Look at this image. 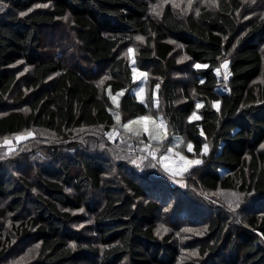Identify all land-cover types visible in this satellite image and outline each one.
I'll return each instance as SVG.
<instances>
[{
	"label": "trees",
	"instance_id": "obj_1",
	"mask_svg": "<svg viewBox=\"0 0 264 264\" xmlns=\"http://www.w3.org/2000/svg\"><path fill=\"white\" fill-rule=\"evenodd\" d=\"M49 2V9L21 15L38 3ZM155 2L0 0V6L8 10L0 12V136L19 135L32 127L65 136L72 129L113 125V96L120 91H124L120 99L123 113L131 117L148 114V106L137 97L134 67L118 54L127 38L141 35L146 37L142 58L166 80L157 93L164 97L161 113L173 136L192 144L184 155L188 161H200L193 165L199 167L200 185L209 191L237 189L264 195V150L258 149L264 142V81L256 83L264 73L260 49L264 17L248 21L247 29L238 16L246 0H216V5H203L197 14L187 15L177 13L175 3L158 15ZM67 15L73 17L75 39L85 52L78 65L67 64L66 56L56 57L43 43V30L60 26V18ZM170 38L183 44L194 62L207 65L194 69L202 103L200 119L190 120L196 103L188 86L181 88L188 101L176 103L178 81L167 76L176 64ZM226 58L225 80L217 69ZM19 60L32 67L26 78L15 70ZM98 67L111 76L104 90L91 73ZM220 84L225 85V92ZM15 91H19L17 99L10 101ZM24 152L27 159L39 162L35 174L14 178L12 169L0 168V195L10 199L5 211L16 216L32 203L33 213L10 228L41 243L44 264H81L86 258L97 261L92 256H100V264H120L125 258L128 264H264V219L250 215L249 225L241 226L223 210L215 212L209 219L213 241L201 245L200 260L179 263V249L171 237L160 239L155 229L159 198L167 195V186L158 190V196L149 195L134 179L120 186L114 182L117 167L110 157L76 144L64 147L56 139L46 144L42 154L31 147ZM66 186L73 187L74 193ZM100 188L102 201L97 197ZM148 195L147 203H135ZM256 204H264V199ZM82 208L91 212L100 241L113 244L83 243L82 233L72 225V212ZM199 208L198 204L191 212ZM5 233L0 236L5 238L0 241L1 256L13 239ZM72 240L78 244L72 245Z\"/></svg>",
	"mask_w": 264,
	"mask_h": 264
},
{
	"label": "rangeland",
	"instance_id": "obj_2",
	"mask_svg": "<svg viewBox=\"0 0 264 264\" xmlns=\"http://www.w3.org/2000/svg\"><path fill=\"white\" fill-rule=\"evenodd\" d=\"M172 3L181 8L179 10L174 6L177 13L187 15L197 14L203 5H216V0H156L154 11L160 15L164 7L168 4L172 5ZM51 6V2L38 3L23 14L49 9ZM3 10L6 13L8 12L7 8ZM238 16L248 29V21L251 22L253 19L258 20L264 17V0H246L243 10L238 12ZM60 19V22H58L60 26L43 30L44 46L49 48L50 51L56 52V57L66 56L65 62L67 64L78 65L85 52L81 50L75 39L73 17L67 15ZM137 37L143 39L140 40ZM170 40L175 45L173 58H175L176 64L169 69L167 76L168 79L178 81L180 93L176 103L182 105V103L188 101L186 94L181 91L183 86H188L186 88L196 103L194 113L200 119L201 107L197 108V105L202 106V103L196 93L195 83L197 79L194 73V69H197L196 65L199 63L194 62L186 55L183 44L178 40L171 38ZM145 41L146 37L131 35L120 46L118 54L119 58H126L127 62L132 64L136 70L133 73V79L136 83L135 90L137 97L148 106V114L131 117L123 113L120 109V99L124 91H120L118 93H122V95H117V93L113 96L115 97V102L113 100L115 106L112 111L115 117L119 116V120L116 118L113 125L72 129L63 134L65 136H59L46 129L35 127L25 129L19 135L0 136V168L12 169L14 178L22 177V174L33 177L39 162L27 159L26 154H24L25 148L31 147L37 150L38 154H42L46 150V144L54 142L55 139L60 140L64 147L76 144L79 148L106 155L113 160L117 167L116 173L112 175L116 184L124 187L127 184V179H134L137 183L143 185L149 195L154 196L156 194L158 196V190L163 186H167V195L159 198V209L155 220L157 235L160 239L166 236L171 237V242L179 249L177 260L179 263H194L200 260L201 245L207 241H213V234L209 230V219L214 216L215 212L223 210L230 216L233 223L246 226L250 215L264 219V204H256L264 199V195L253 194L249 191L242 192L237 189L209 191L200 185L197 180L199 167H194V164L189 166L185 162L188 159L185 158L184 151L189 150L190 143L184 142L183 144L181 138L173 136V129L161 113L164 97H159L157 93L159 90H163L161 85L166 80L154 73L150 61L142 58L141 50L145 48ZM129 49L133 50L132 53L128 52ZM260 49L264 58V43L261 44ZM133 60L135 63H133ZM225 62H227L226 69L222 67ZM16 65L18 66L15 67V70L21 78H26L32 69L31 65L23 60H19ZM222 65L218 74L225 77V74H228L229 59L226 58ZM86 67L89 68V65ZM91 73L93 80L96 81L101 90H104L106 81L111 77L110 74L102 67H98L96 71H91ZM141 73L145 75H141ZM55 75L51 77L53 78ZM263 81L264 73L262 72L256 78V83L262 84ZM157 85H159V88H157ZM219 89L223 92L226 91L224 84H220ZM17 92L19 91H15L8 99L10 101L11 99H17ZM256 92L258 93L259 90ZM1 111H4V109L1 108ZM131 121L136 123H129ZM125 125H128V127L126 128ZM29 133L31 135H28ZM5 140L9 143L5 144ZM190 145L192 146V144ZM262 146H264V142L259 145L258 149L264 150ZM181 156L185 158L184 161L180 159ZM1 157H5V159ZM185 167H187V171H183ZM177 185L181 186L178 187ZM65 189L69 193L75 191L71 186H66ZM179 189H182V192H177ZM100 190L101 193L97 194L98 201L103 200V188H100ZM149 195L140 199L137 198L135 203H147L151 197ZM190 198L192 200L188 204L187 200ZM8 201H10L9 198L0 195V225L3 226L2 228L6 226V231L13 238L9 250H6L3 256L0 253V264H44L40 255L41 243L34 242L31 238L21 236V234L17 235L15 232L13 233L14 229L10 228L12 224L22 222L21 218L28 217L29 214L33 213L32 203L28 202L26 212L16 216V214L5 211ZM198 204L200 208L197 212L192 213V209ZM72 214H74L73 229L82 233L83 243L90 242L102 247L115 242L102 243L100 241L96 230L97 226L93 222V216L88 209L82 208L74 213L72 212ZM1 226L0 236L7 235L6 231L3 232ZM164 229H167V231H164ZM185 229H192L193 231H185ZM0 241H5V238H0ZM71 243L72 245L78 244L75 240H72ZM92 257L97 261L86 258L81 264H100V256ZM127 261L125 258L120 264H128Z\"/></svg>",
	"mask_w": 264,
	"mask_h": 264
},
{
	"label": "snow or ice",
	"instance_id": "obj_3",
	"mask_svg": "<svg viewBox=\"0 0 264 264\" xmlns=\"http://www.w3.org/2000/svg\"><path fill=\"white\" fill-rule=\"evenodd\" d=\"M0 11H3V8L2 7H0ZM21 15H24L23 13L21 14ZM137 39H140V40H142L143 38L142 37H137ZM132 49H129L128 50V52L129 53H132ZM133 63H135V61L133 60ZM196 67L197 68H201V67H207V65H199V64H197L196 65ZM222 67H224L225 69L227 68V62H225V64L224 65H222ZM136 70L135 69H133V72H135ZM217 72H219V69H217ZM141 75H145V74H143V73H141ZM225 80L228 78V74L226 73L225 74ZM101 83H103V81H101ZM157 88H159V85H157ZM142 91V90H141ZM117 95H122V93H118ZM113 100H114V102H115V97H113ZM214 107H217L218 108V105H213ZM199 107H201V105H197V108H199ZM117 120H119V116L117 115ZM192 118H195V119H199V117L198 116H196V113H193V117H190V120L192 119ZM141 119H147V118H141ZM129 123H136L135 121H131V122H129ZM125 127L127 128L128 127V125H125ZM28 135H31V133H29ZM5 144H8L9 143V141H7V140H5V142H4ZM189 150L191 151V148H192V146L189 144ZM262 147H264V146H262ZM207 148V146L205 145V149ZM180 159L182 160V161H184L185 160V158L184 157H180ZM186 162V164L187 165H192V164H198V163H200V161H198V160H196V161H185ZM183 171H187V167H185L184 169H183ZM234 195V194H233ZM164 231H167V229H164ZM185 231H193L192 229H185ZM38 247V246H37Z\"/></svg>",
	"mask_w": 264,
	"mask_h": 264
}]
</instances>
